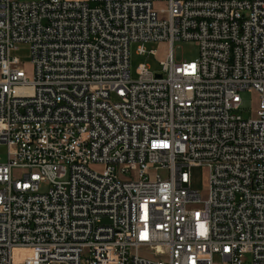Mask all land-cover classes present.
Masks as SVG:
<instances>
[{
    "label": "built area",
    "instance_id": "1",
    "mask_svg": "<svg viewBox=\"0 0 264 264\" xmlns=\"http://www.w3.org/2000/svg\"><path fill=\"white\" fill-rule=\"evenodd\" d=\"M0 145V264H264V0H0Z\"/></svg>",
    "mask_w": 264,
    "mask_h": 264
},
{
    "label": "rangeland",
    "instance_id": "2",
    "mask_svg": "<svg viewBox=\"0 0 264 264\" xmlns=\"http://www.w3.org/2000/svg\"><path fill=\"white\" fill-rule=\"evenodd\" d=\"M91 6H95V2H90ZM137 43L131 45V56H130V75L132 78L137 77V68L141 63H146L150 66L151 70L154 72H160L162 66L160 60L163 57L164 51L167 48L165 43L158 41H152L145 44L147 53L139 54L137 52ZM156 49L155 53L149 52L150 50ZM174 53L177 60H188L192 61L199 57L200 49L199 44L195 40H177L174 44ZM17 55L22 65L25 67L26 71L30 74L32 65L30 59L29 44L20 43L17 50L14 51ZM242 106L238 111L243 117L248 118L251 116L252 110L257 106V94L252 90L241 91ZM112 99H116L115 95H112ZM0 156L3 160L7 157V147L5 145H0ZM20 168H14V175L21 176ZM192 175V185L195 189L205 191L207 189L208 171L203 166H194L191 169ZM50 185L47 182H41L40 191L45 192L49 189ZM221 261L219 257H215V264H220Z\"/></svg>",
    "mask_w": 264,
    "mask_h": 264
}]
</instances>
